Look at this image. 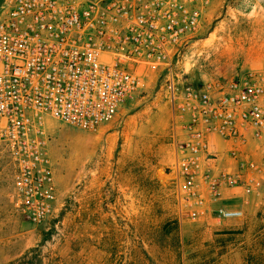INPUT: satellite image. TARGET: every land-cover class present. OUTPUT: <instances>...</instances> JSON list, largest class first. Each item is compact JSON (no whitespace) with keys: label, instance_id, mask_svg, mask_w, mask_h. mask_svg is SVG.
<instances>
[{"label":"built area","instance_id":"1","mask_svg":"<svg viewBox=\"0 0 264 264\" xmlns=\"http://www.w3.org/2000/svg\"><path fill=\"white\" fill-rule=\"evenodd\" d=\"M212 1L0 0V147L29 222L45 223L58 202L49 119L86 130L112 121L142 70L166 73L180 213L242 214L218 203L226 189L264 184V72L200 85L174 72Z\"/></svg>","mask_w":264,"mask_h":264},{"label":"rangeland","instance_id":"2","mask_svg":"<svg viewBox=\"0 0 264 264\" xmlns=\"http://www.w3.org/2000/svg\"><path fill=\"white\" fill-rule=\"evenodd\" d=\"M246 71L264 72V0H213L174 72L200 85ZM141 73L112 121L86 130L49 119L59 196L45 223L20 213L0 147V264H264V184L225 190L218 205L240 216L182 215L166 73Z\"/></svg>","mask_w":264,"mask_h":264},{"label":"trees","instance_id":"3","mask_svg":"<svg viewBox=\"0 0 264 264\" xmlns=\"http://www.w3.org/2000/svg\"><path fill=\"white\" fill-rule=\"evenodd\" d=\"M40 264H43L42 261H40Z\"/></svg>","mask_w":264,"mask_h":264}]
</instances>
